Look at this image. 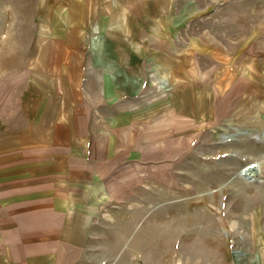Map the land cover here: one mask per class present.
<instances>
[{
    "label": "rangeland",
    "instance_id": "obj_1",
    "mask_svg": "<svg viewBox=\"0 0 264 264\" xmlns=\"http://www.w3.org/2000/svg\"><path fill=\"white\" fill-rule=\"evenodd\" d=\"M54 91L134 136L85 264H264V0H0V93Z\"/></svg>",
    "mask_w": 264,
    "mask_h": 264
},
{
    "label": "crops",
    "instance_id": "obj_2",
    "mask_svg": "<svg viewBox=\"0 0 264 264\" xmlns=\"http://www.w3.org/2000/svg\"><path fill=\"white\" fill-rule=\"evenodd\" d=\"M79 107L56 91L0 93V264L88 261L94 188L135 147L120 120Z\"/></svg>",
    "mask_w": 264,
    "mask_h": 264
},
{
    "label": "bare ground",
    "instance_id": "obj_3",
    "mask_svg": "<svg viewBox=\"0 0 264 264\" xmlns=\"http://www.w3.org/2000/svg\"><path fill=\"white\" fill-rule=\"evenodd\" d=\"M249 172V174H252L253 176H256V172L254 171V166L249 164L247 165V168H246Z\"/></svg>",
    "mask_w": 264,
    "mask_h": 264
}]
</instances>
